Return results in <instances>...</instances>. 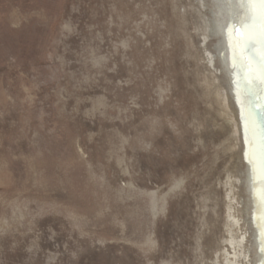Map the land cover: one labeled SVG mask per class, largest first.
Segmentation results:
<instances>
[{"label":"rangeland","instance_id":"1","mask_svg":"<svg viewBox=\"0 0 264 264\" xmlns=\"http://www.w3.org/2000/svg\"><path fill=\"white\" fill-rule=\"evenodd\" d=\"M200 24L195 0H0V264H229L238 141Z\"/></svg>","mask_w":264,"mask_h":264},{"label":"bare ground","instance_id":"2","mask_svg":"<svg viewBox=\"0 0 264 264\" xmlns=\"http://www.w3.org/2000/svg\"><path fill=\"white\" fill-rule=\"evenodd\" d=\"M201 18L200 32L218 94L223 99L224 120L237 139L234 171L227 176V212L232 251L229 264H264V81L244 83L245 72L233 67L224 32L226 25L249 22L248 0H195ZM259 8V5L256 6ZM261 21L257 18L259 30ZM261 42L248 54L264 68ZM239 80V85L237 84ZM228 111V113H227Z\"/></svg>","mask_w":264,"mask_h":264},{"label":"snow or ice","instance_id":"3","mask_svg":"<svg viewBox=\"0 0 264 264\" xmlns=\"http://www.w3.org/2000/svg\"><path fill=\"white\" fill-rule=\"evenodd\" d=\"M249 22L239 27L226 25L224 32L227 38L228 48L231 53L232 66H240L244 69V83L251 84L253 81H264V68H258L248 54L249 46L257 40L261 42L260 55L264 56V0H248ZM259 5V8L256 6ZM257 18L261 21L257 29ZM239 80L237 84L239 85ZM260 198L264 199V191ZM264 251V249H262Z\"/></svg>","mask_w":264,"mask_h":264}]
</instances>
